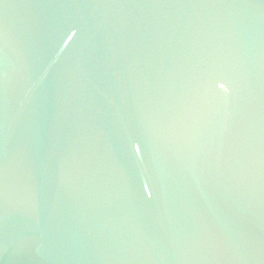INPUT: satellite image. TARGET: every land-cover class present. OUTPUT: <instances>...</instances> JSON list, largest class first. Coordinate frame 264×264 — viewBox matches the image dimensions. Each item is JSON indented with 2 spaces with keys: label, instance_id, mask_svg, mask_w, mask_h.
Returning a JSON list of instances; mask_svg holds the SVG:
<instances>
[{
  "label": "water",
  "instance_id": "obj_1",
  "mask_svg": "<svg viewBox=\"0 0 264 264\" xmlns=\"http://www.w3.org/2000/svg\"><path fill=\"white\" fill-rule=\"evenodd\" d=\"M0 25V264H264L258 168L188 138L258 145L264 0H0Z\"/></svg>",
  "mask_w": 264,
  "mask_h": 264
},
{
  "label": "snow or ice",
  "instance_id": "obj_2",
  "mask_svg": "<svg viewBox=\"0 0 264 264\" xmlns=\"http://www.w3.org/2000/svg\"><path fill=\"white\" fill-rule=\"evenodd\" d=\"M5 78L6 74L0 71V86ZM188 138L193 157L202 169L221 178L245 179L251 177L258 168L261 188L264 190V117L258 145L253 137L245 134L226 139L219 123L208 127L202 135H193L189 131ZM2 195L3 171L0 169V196Z\"/></svg>",
  "mask_w": 264,
  "mask_h": 264
}]
</instances>
